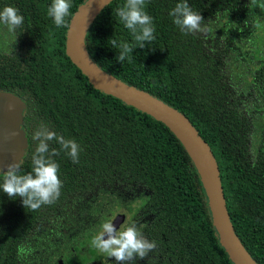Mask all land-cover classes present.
Returning a JSON list of instances; mask_svg holds the SVG:
<instances>
[{
  "label": "trees",
  "instance_id": "trees-1",
  "mask_svg": "<svg viewBox=\"0 0 264 264\" xmlns=\"http://www.w3.org/2000/svg\"><path fill=\"white\" fill-rule=\"evenodd\" d=\"M84 1L71 0L72 16ZM123 2L111 0L88 26L84 44L89 57L190 122L214 156L235 235L250 257L264 264V185L258 162L246 158L249 120L264 107V57L254 49L257 59L251 62L247 47L260 37L258 28L264 31V0H187L203 17L205 29L212 20L226 33L224 42L213 45L214 36L185 34L173 23L169 13L180 0H146L155 39L133 49L132 61L121 65L111 40L132 41L115 15ZM50 3L0 0V9L13 6L24 17L13 33V50H0V90L25 104L22 172L31 171L37 143L32 134L41 124L80 145L79 163L64 152L53 157L61 194L38 210L0 190V264H118L93 254L89 243L97 230L92 227L99 222V229L105 219L78 218L96 217L90 212L93 196L106 200L113 190L143 193L138 215L144 220L138 229L156 243L147 257L131 264H233L212 225L197 170L178 139L162 122L91 86L65 53L68 26H55L47 15ZM230 53L247 67L238 89L223 72ZM49 146L59 148L54 141ZM83 242L89 246L80 251L76 244ZM21 245L32 250L22 259L17 255Z\"/></svg>",
  "mask_w": 264,
  "mask_h": 264
},
{
  "label": "clouds",
  "instance_id": "clouds-1",
  "mask_svg": "<svg viewBox=\"0 0 264 264\" xmlns=\"http://www.w3.org/2000/svg\"><path fill=\"white\" fill-rule=\"evenodd\" d=\"M108 5L111 0H101ZM255 3V0H251ZM146 0H124L115 8V15L124 27L129 30L132 41L112 39L111 47L117 50L116 60L122 65L125 61L131 62L132 51L136 47L143 49L155 39L153 19L145 11ZM90 7V0H87ZM71 0H51L47 7V15L57 28L67 27L72 16ZM169 15L173 23L182 33H202L203 17L199 12L192 10L187 0L176 3ZM24 24V17L13 6H4L0 9V29L15 33ZM15 136V133H11ZM36 141L35 150L31 156L32 168L29 172H22L21 164L12 162L0 168V190L10 199L19 196L25 208L33 211L43 205L53 204L61 194L62 181L59 177V165L53 159L61 152L71 158L73 163H79L80 145L73 139H66L48 129L44 124L39 125L32 134ZM54 141L59 148H51L49 142ZM114 220V219H113ZM113 220L104 221L100 231L95 234L90 246L106 257L114 258L118 264H131L137 258L144 259L155 250L156 243L149 241L137 228L135 223L120 224L119 229L114 226ZM31 248L21 245L17 250L19 258L31 253Z\"/></svg>",
  "mask_w": 264,
  "mask_h": 264
},
{
  "label": "water",
  "instance_id": "water-1",
  "mask_svg": "<svg viewBox=\"0 0 264 264\" xmlns=\"http://www.w3.org/2000/svg\"><path fill=\"white\" fill-rule=\"evenodd\" d=\"M106 4L101 0L81 3L71 17L65 33V53L87 78L91 86L112 95L126 105L162 122L178 139L193 162L211 215L212 225L220 245L233 264H257L235 235L226 211L217 165L207 143L178 111L131 85H127L101 70L89 57L84 44L86 30ZM24 102L15 94L0 90V168L19 162L26 147L24 130L20 126ZM15 136H11V133ZM120 216L113 220L114 226Z\"/></svg>",
  "mask_w": 264,
  "mask_h": 264
},
{
  "label": "flooded vegetation",
  "instance_id": "flooded-vegetation-1",
  "mask_svg": "<svg viewBox=\"0 0 264 264\" xmlns=\"http://www.w3.org/2000/svg\"><path fill=\"white\" fill-rule=\"evenodd\" d=\"M261 32L263 33L264 31L261 29ZM255 40H258V38L256 37ZM261 57L262 56H260L259 58ZM255 59L257 58L255 57ZM254 117H257V120H254ZM251 118L252 119L249 120L250 126H249V133L247 139L246 158L248 159V162H250V164L254 162H258L260 179L264 185V107L262 106L260 111H257L255 115H253ZM124 194L128 195L127 193ZM108 198H109L108 200L94 199L93 203L90 204V212L91 214H95L96 217H93L89 214V215L78 216V218L96 219L98 221H103L105 219L104 221H107V220H113L116 217L120 216L116 224L117 229H119L120 224H127V223H135L137 228L139 227V225L144 220L143 217L138 215L139 208L143 203L142 198L127 200V201L119 200V199L111 200L110 196H108ZM134 202L137 203L135 206L133 205ZM98 223L92 227L98 230V231L95 230V232L92 234V237L100 231V228L98 229L99 227ZM89 243L83 242L80 245L78 244L76 245L81 251L84 248H87L89 246ZM63 261L64 259L62 261L58 259L59 263H63Z\"/></svg>",
  "mask_w": 264,
  "mask_h": 264
},
{
  "label": "rangeland",
  "instance_id": "rangeland-1",
  "mask_svg": "<svg viewBox=\"0 0 264 264\" xmlns=\"http://www.w3.org/2000/svg\"><path fill=\"white\" fill-rule=\"evenodd\" d=\"M202 33L203 35L208 33L210 37L211 36L215 37L213 40H211L212 45L217 44L218 42L220 43L224 42L223 40L226 37V33L224 31H221L220 28H218L217 24L212 20H209L206 31ZM255 33H257L258 36H260L258 40L251 41V43L247 44V47L251 49L250 57H249L251 62H256L255 56L252 55V52L254 49L259 50L258 52L260 53V56L264 55V33L261 32L260 28H258V31ZM14 45H15V39H14L13 33L0 29V50L4 52H9L13 50ZM233 54L234 53H230L228 58H226L224 67H223V72H224L226 80L229 83H232L236 89H238L237 87L242 86V82H241L242 74L244 72H247V67L245 66L244 62H240L239 60H237ZM254 120H257V117H254ZM142 195L143 193L139 191L131 195H126L119 190H113V192H107L104 198H106L107 200L108 196H110L112 200L119 199V200L127 201V200L137 199ZM99 197L100 196L97 193L93 196V199H97ZM136 204L137 203L135 202L133 203L134 206ZM92 250L94 251L93 254L95 255H97L98 253L100 254V252H98L96 249L92 248Z\"/></svg>",
  "mask_w": 264,
  "mask_h": 264
}]
</instances>
